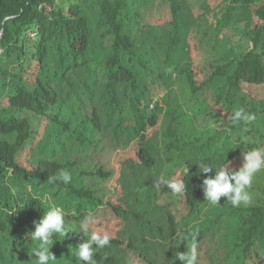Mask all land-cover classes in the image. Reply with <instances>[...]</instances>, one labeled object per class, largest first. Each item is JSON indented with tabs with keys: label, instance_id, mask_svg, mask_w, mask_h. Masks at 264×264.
Listing matches in <instances>:
<instances>
[{
	"label": "trees",
	"instance_id": "1",
	"mask_svg": "<svg viewBox=\"0 0 264 264\" xmlns=\"http://www.w3.org/2000/svg\"><path fill=\"white\" fill-rule=\"evenodd\" d=\"M2 30L0 264H36L26 233L49 204L72 230L54 264H76L89 215L111 237L94 264H181L193 247L195 264H264V171L248 206H211L196 164L239 170L264 148V0H0ZM60 169L71 182L49 183Z\"/></svg>",
	"mask_w": 264,
	"mask_h": 264
},
{
	"label": "clouds",
	"instance_id": "2",
	"mask_svg": "<svg viewBox=\"0 0 264 264\" xmlns=\"http://www.w3.org/2000/svg\"><path fill=\"white\" fill-rule=\"evenodd\" d=\"M229 118L233 123L249 125L255 116L246 113L243 108H239L234 110ZM225 154L223 153V155ZM229 163L227 160L225 163H216L215 165L204 162L196 163L199 166V175L212 173V175L206 176L201 183L204 201L211 206H216L224 197L233 207L248 206L252 201L250 189L254 177L264 171V148L245 150L243 164L239 170L231 169ZM187 173L188 168L185 165V175ZM71 179V175L67 171L60 169L56 174L49 176L48 181L49 183L62 181L64 184H68ZM164 183L173 192H179L183 187L182 181ZM48 199V196L44 197V200ZM38 201L40 205V200ZM65 216L66 213L61 207L49 204L39 221L34 222V231L30 230L26 233L32 243L36 244L32 250L36 257V264H54L57 260L50 249L55 240H60L58 237L65 238L67 233L72 231L66 223ZM93 223H95V218L89 215L79 225L78 232H82L86 239L75 248L76 264H94V252L110 244L111 237L107 232L103 234L95 231L90 232V226ZM175 260H179L181 264H195L197 260L195 247L188 252L176 251Z\"/></svg>",
	"mask_w": 264,
	"mask_h": 264
},
{
	"label": "rangeland",
	"instance_id": "3",
	"mask_svg": "<svg viewBox=\"0 0 264 264\" xmlns=\"http://www.w3.org/2000/svg\"><path fill=\"white\" fill-rule=\"evenodd\" d=\"M163 9H165V5H163V4H159V3H155L154 5H151V7L145 12V14H144V17L145 18H148L150 15H152V14H154V13H156V12H158V11H161V10H163ZM108 139V138H107ZM108 141L109 142H106V145H107V147H106V150L105 151H109V152H111L112 151V148H111V146H110V140L108 139ZM109 153H108V155H107V157H106V162L108 163V165L111 167V165H110V162H109ZM114 182L116 183V181L114 180ZM112 181H110L109 183H108V187L109 188H112ZM161 186V191H162V197H161V201L162 202H168V201H170V200H172V199H169L168 198V196H167V194H168V190L164 187V185H160ZM113 193H114V191H113ZM108 196V195H107ZM106 196V197H107ZM105 197V198H106ZM49 198V197H48Z\"/></svg>",
	"mask_w": 264,
	"mask_h": 264
},
{
	"label": "built area",
	"instance_id": "4",
	"mask_svg": "<svg viewBox=\"0 0 264 264\" xmlns=\"http://www.w3.org/2000/svg\"><path fill=\"white\" fill-rule=\"evenodd\" d=\"M31 38H36V34H32L31 35Z\"/></svg>",
	"mask_w": 264,
	"mask_h": 264
},
{
	"label": "water",
	"instance_id": "5",
	"mask_svg": "<svg viewBox=\"0 0 264 264\" xmlns=\"http://www.w3.org/2000/svg\"><path fill=\"white\" fill-rule=\"evenodd\" d=\"M4 30L1 31L0 38L3 36Z\"/></svg>",
	"mask_w": 264,
	"mask_h": 264
}]
</instances>
